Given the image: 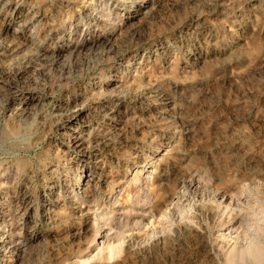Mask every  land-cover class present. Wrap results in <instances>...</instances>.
<instances>
[{
  "label": "rangeland",
  "instance_id": "rangeland-1",
  "mask_svg": "<svg viewBox=\"0 0 264 264\" xmlns=\"http://www.w3.org/2000/svg\"><path fill=\"white\" fill-rule=\"evenodd\" d=\"M0 264H264V0H0Z\"/></svg>",
  "mask_w": 264,
  "mask_h": 264
},
{
  "label": "bare ground",
  "instance_id": "bare-ground-1",
  "mask_svg": "<svg viewBox=\"0 0 264 264\" xmlns=\"http://www.w3.org/2000/svg\"><path fill=\"white\" fill-rule=\"evenodd\" d=\"M262 252L260 249H256L255 253H254V258L258 261L261 262L262 261Z\"/></svg>",
  "mask_w": 264,
  "mask_h": 264
}]
</instances>
